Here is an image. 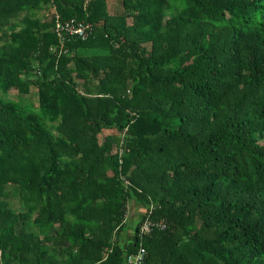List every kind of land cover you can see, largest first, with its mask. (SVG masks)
Wrapping results in <instances>:
<instances>
[{
  "label": "trees",
  "instance_id": "1",
  "mask_svg": "<svg viewBox=\"0 0 264 264\" xmlns=\"http://www.w3.org/2000/svg\"><path fill=\"white\" fill-rule=\"evenodd\" d=\"M116 4L0 0V264H264V0Z\"/></svg>",
  "mask_w": 264,
  "mask_h": 264
},
{
  "label": "built area",
  "instance_id": "2",
  "mask_svg": "<svg viewBox=\"0 0 264 264\" xmlns=\"http://www.w3.org/2000/svg\"><path fill=\"white\" fill-rule=\"evenodd\" d=\"M55 22V32L58 36L59 45L56 48L59 50V54L64 51V42L67 38L78 37L85 40L88 35L93 31V26L89 23H83L77 21L75 18L62 20L56 14ZM149 215L151 213L150 209L147 211ZM166 228V222L164 219L151 220L149 218L145 219L139 226V235H150L154 229L164 230ZM145 259V249L139 248L137 253L132 254L127 257V264H142Z\"/></svg>",
  "mask_w": 264,
  "mask_h": 264
},
{
  "label": "rangeland",
  "instance_id": "3",
  "mask_svg": "<svg viewBox=\"0 0 264 264\" xmlns=\"http://www.w3.org/2000/svg\"><path fill=\"white\" fill-rule=\"evenodd\" d=\"M116 0H108V12L110 14H113L115 12V9H116ZM42 13V12H41ZM34 91V90H33ZM36 105V104H35ZM15 207H17V205H14ZM131 208V206H130ZM146 207L145 206H140L139 208H137V211L139 213H143L144 209ZM131 213V223L129 224V226L127 227V232L130 234L133 232V229H134V224L136 223V221L138 220V217H139V214L135 215L133 214L132 212Z\"/></svg>",
  "mask_w": 264,
  "mask_h": 264
},
{
  "label": "crops",
  "instance_id": "4",
  "mask_svg": "<svg viewBox=\"0 0 264 264\" xmlns=\"http://www.w3.org/2000/svg\"><path fill=\"white\" fill-rule=\"evenodd\" d=\"M137 208H139V207L133 204L132 208H129L130 211H128V213L132 212L133 214H135V215L139 214V216H140L141 213H139L137 211ZM145 210H146V208L144 209V211ZM144 211H143V213H144ZM130 215H131V213H130Z\"/></svg>",
  "mask_w": 264,
  "mask_h": 264
},
{
  "label": "clouds",
  "instance_id": "5",
  "mask_svg": "<svg viewBox=\"0 0 264 264\" xmlns=\"http://www.w3.org/2000/svg\"><path fill=\"white\" fill-rule=\"evenodd\" d=\"M147 209V208H146ZM146 211V210H145Z\"/></svg>",
  "mask_w": 264,
  "mask_h": 264
}]
</instances>
